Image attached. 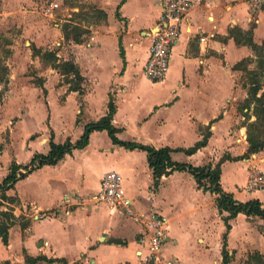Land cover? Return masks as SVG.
I'll return each mask as SVG.
<instances>
[{"label":"crops","instance_id":"0c3cea01","mask_svg":"<svg viewBox=\"0 0 264 264\" xmlns=\"http://www.w3.org/2000/svg\"><path fill=\"white\" fill-rule=\"evenodd\" d=\"M160 9V0H99L96 10L106 17L98 14L102 17L99 22L89 17L88 25L82 26L86 30L83 42L69 41L73 44L62 58L78 66L84 79L82 94L70 91V84L56 69L40 74V86L27 82L20 77L22 71L11 69L6 63L11 69L9 80L0 85V91H7V100L3 97L0 102L8 103L7 110L13 109L2 122L6 110H1L0 105V142L4 129L7 125L9 128L6 148L0 151V160L3 155H9L0 183L13 164L19 167L18 173L30 170L34 155L49 152L51 139L57 144L79 141L86 125L107 114L112 98L116 108L112 125L118 129L119 140L156 149L171 148L175 150L170 153L174 162L192 166H215L226 156L220 167L222 190L235 201L257 199L264 208V189L252 194L245 190L250 165L264 172V150L240 159L248 150L246 125L256 117L252 113L253 104L249 109L244 108L249 84H240L237 79L240 70L233 69L246 58H254L256 64L257 52L247 44H237L229 35L233 28L243 35L251 31L253 42L258 46L263 44L260 52L264 55V1L194 3L186 14L180 40L173 48L165 79L154 82L144 75L142 68L148 57L149 36L160 19ZM56 31L59 37L55 43L61 48L64 36L60 27ZM32 41L41 49L49 38L37 37ZM14 54L17 56V52ZM255 69L247 67L249 71ZM23 83L38 87L44 98L53 91L62 113L71 104L69 112L77 134L63 131V141H56L48 117V135L30 132L20 136L19 150L15 131L27 106L15 96L20 94ZM263 91L264 86L257 96ZM45 103L48 109L47 100ZM8 118L11 120L7 122ZM129 133L147 140L130 137ZM36 134L38 138L34 137ZM204 134H208L205 146L192 155L181 151L194 146ZM102 139L105 144L101 143ZM36 141L40 150L32 147ZM22 154L26 158L24 162ZM108 171L121 176L136 215L158 212L166 218L168 239L162 253L167 260L173 264H222L224 218L228 213L219 212L216 196L198 187L187 171L163 176L154 187L146 152L114 144L106 130L90 133L83 148L72 149L57 164L35 168L17 180L4 191L14 201L2 200L0 191V221L6 222L2 216L5 211L13 217L8 244L4 245L0 239V264H141L137 252L143 226L87 200L99 191L100 179ZM76 197L85 199L79 203ZM66 198L69 203L64 202ZM228 224L230 264H244L254 252L264 255V245H257L259 240L264 242L263 220L239 213ZM13 233L17 246L12 241ZM213 238L219 242L216 248L211 245ZM25 256L30 260L26 262Z\"/></svg>","mask_w":264,"mask_h":264},{"label":"trees","instance_id":"16d2710c","mask_svg":"<svg viewBox=\"0 0 264 264\" xmlns=\"http://www.w3.org/2000/svg\"><path fill=\"white\" fill-rule=\"evenodd\" d=\"M97 13L106 17V15L101 11H97ZM62 33L65 40L81 43L83 42V35L86 33V30L77 24L74 25L71 22H67L63 25ZM229 35L234 38L237 44H247L255 52H260L263 48V44L262 46H258L253 42L251 31L246 33V35H243L238 28H233L229 31ZM9 55V50H5L4 55L0 53V85L7 84L9 80L10 70L5 63L6 57ZM32 56L38 57L42 62H45L49 64L51 68L56 69L58 73L64 77V81L70 84V91H78L80 94L83 93L81 84L84 79L80 74L78 66L74 62L62 61L58 58L54 51L42 50L34 46L32 47ZM252 61V59L246 58L233 66L234 70L246 72L248 76V97L245 100L244 108L249 109L250 105L253 104L252 113L256 117L254 122H249L246 125L248 150L247 153L240 157V159L248 158L251 154L264 150V91L260 96H257L262 86H264V55L257 53L256 69L249 71L247 70V66ZM37 84L42 86V79H39ZM243 85L246 86L247 84ZM115 112V104L113 99L110 98L108 102L107 114L98 121L86 125L81 139L75 144L71 143L69 140L62 144H57L51 139L49 143V152L47 154L34 155L31 161V169L26 170L25 173H18L19 167L13 164L7 177L2 181V183H0V191L2 192L1 199L8 200L9 202L14 201V199L7 197L4 194V191L12 188L17 180L24 178L27 173L35 168H40L44 165L57 164L66 154L71 153L72 149L83 148L88 142L90 133L93 131L106 130L114 144L120 145L126 149H139L146 152L148 165L152 171L154 187L159 185L163 176H168L174 171H187L193 176L198 187L203 188L216 196L215 202L219 212L222 213L225 211L228 213V216L224 218L226 233L223 236L222 264H230L232 255L229 254L227 250V232L230 230L228 220L235 217L237 214L242 213L246 216L258 217L264 222V208H262L261 203L257 199L246 202L235 201L231 194L222 190L219 182L221 172L220 167L221 163L227 159L226 156L222 157L215 166H212L211 164H207L205 166H192L186 163L174 162L170 157V153L175 150L171 148L163 147L156 149L154 147L144 146L133 141H121L116 137L118 129L112 125ZM245 115L248 118V115ZM207 140L208 134H204L202 140L198 141L194 146L181 151L187 155H192L198 149L205 146ZM2 216L5 217L6 222L0 221V239L4 245H7L8 229L12 224L13 217L11 213L6 211L2 212ZM24 228L25 224H22V230ZM29 260L30 259L25 256V261L27 262ZM5 264L9 263L6 262ZM244 264H264V255H261L258 252L251 253L247 256Z\"/></svg>","mask_w":264,"mask_h":264},{"label":"rangeland","instance_id":"374dc122","mask_svg":"<svg viewBox=\"0 0 264 264\" xmlns=\"http://www.w3.org/2000/svg\"><path fill=\"white\" fill-rule=\"evenodd\" d=\"M51 2L52 0H0V53L4 55V51L9 50L10 55L6 57L5 63L11 65V69L17 68L16 71L19 73L22 71V73H20V77L26 78L27 82L32 85H38L37 83L40 79V74L51 68L49 64L42 62L38 57H30L32 47L36 46V43L32 40H36L37 37L49 38V42H46L44 46L41 45L40 48L42 50H50L54 51L56 54H60L61 57L59 59L62 60L65 55V51H70V45L73 44V42H69L64 39L65 43L63 47H57L55 43L56 39L59 37V34L56 31L57 26L61 28L62 33L63 25L67 22H71L74 25L77 24L83 28V25H88L89 17L91 20L96 22H99L102 19V17L97 13L98 10H96L99 0H62L63 3L61 2L60 7L53 10L52 16H49L46 14V10L49 8ZM154 31L155 29L153 32ZM52 40L54 42L51 43L50 41ZM28 49H30V52H28ZM14 52H17V56ZM257 53H261L263 55L262 52ZM252 60L253 64L251 62L247 66L250 69L256 67L254 58H252ZM18 66L23 69H19L20 67L18 68ZM237 74V79L240 84H248V76L246 72L237 71ZM6 96V90L0 91V100L4 97L6 101ZM15 99L21 101L27 106L24 118L16 127L15 131V139L16 142H18L19 150H21L19 141H22L20 136L22 137L30 132H37L42 136L48 135L47 131L49 130V127L46 121L48 117L50 118V125L56 133V141H63V131L70 133L73 136L77 134L76 131L73 130V118L69 112L71 104L68 105V111H64V113H62L60 111L62 110L61 105L56 102V95L53 91L48 98H44L38 87H32L23 83L20 94L15 96ZM45 100L48 102V109ZM3 102H0L2 107L1 110L5 108L4 110L6 111H3L4 117L3 120H1L2 122L8 117V114L13 109L10 108L7 110L8 103L4 105ZM9 120L11 119L8 118L7 122ZM8 134L9 128L7 125L2 133L0 151H4V148H6L5 144L8 142ZM128 135L132 137L135 134L129 133ZM138 135L139 134L136 133L135 138L147 140V138ZM34 137L38 138L39 134L34 135ZM33 143L34 145H32V147L40 150L39 142L36 141ZM101 143L105 144L104 139H102ZM23 157L21 156V160L24 159V162L26 161L25 155H23ZM8 158L9 155H3L0 160V175L4 174ZM89 177L90 179H93L92 175ZM24 223L25 221L22 224ZM12 238L14 245L17 246L16 235L14 233ZM217 243H219L218 240L213 238L211 245L216 248ZM257 245L259 247H263L264 242L259 240ZM189 246L190 244L188 243V248H190ZM167 247L168 249L170 248L169 246ZM1 251L2 250H0V252Z\"/></svg>","mask_w":264,"mask_h":264},{"label":"built area","instance_id":"2783aa9c","mask_svg":"<svg viewBox=\"0 0 264 264\" xmlns=\"http://www.w3.org/2000/svg\"><path fill=\"white\" fill-rule=\"evenodd\" d=\"M61 2L62 0L52 1L46 14L52 16V11L59 8ZM196 2L198 3L199 0H160V19L155 31L149 36L148 57L142 68L148 79L154 82H162L165 79L173 48L182 34L186 14ZM263 189L264 172L256 165H250L245 184L246 192L252 194ZM84 199L76 197V202L81 203ZM88 199L94 204L105 207L111 213L130 217L143 226L144 233L138 241L140 249L137 252L141 264H173L162 253L168 239L166 218L158 212L136 215L132 209V200L126 194L119 173L108 171L103 174L99 191ZM64 202L69 203V199L66 198Z\"/></svg>","mask_w":264,"mask_h":264}]
</instances>
